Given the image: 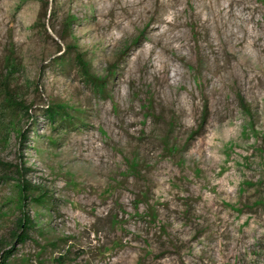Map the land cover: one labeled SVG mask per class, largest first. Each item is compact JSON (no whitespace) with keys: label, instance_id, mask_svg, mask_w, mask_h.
<instances>
[{"label":"rangeland","instance_id":"rangeland-1","mask_svg":"<svg viewBox=\"0 0 264 264\" xmlns=\"http://www.w3.org/2000/svg\"><path fill=\"white\" fill-rule=\"evenodd\" d=\"M10 249L264 264V0H0V263Z\"/></svg>","mask_w":264,"mask_h":264},{"label":"trees","instance_id":"trees-1","mask_svg":"<svg viewBox=\"0 0 264 264\" xmlns=\"http://www.w3.org/2000/svg\"><path fill=\"white\" fill-rule=\"evenodd\" d=\"M77 61H78L79 65L81 66L82 71H83L87 81L89 83H91L93 86H95L98 89L102 90L103 87H102L101 83L88 73L89 67L86 64V62H84V60L81 59L80 56L77 57ZM19 105L22 106V104H19ZM23 108H25V110L28 111L26 106H23ZM57 109L60 110V109H62V107L58 106ZM48 112H49V116H50L51 119H54L56 117V115L59 114V111L54 110L53 108H51V110H49ZM20 189H21V192H22V197L25 200L30 199L33 202H35L37 204H41V205H44L46 203L47 195L45 193H42V194H38V196H35L37 194L36 193L37 188L31 186L29 183L22 182V184L20 186ZM20 226L23 228V232L17 237V239H18V241H21L22 243H25L29 239V236H28L29 235V231L34 229L33 222L31 221L30 218L25 216L24 219L20 221ZM11 252H12V249L7 250V251H5L3 253V255H2L3 260L1 261L0 264H8L7 262L12 257V253Z\"/></svg>","mask_w":264,"mask_h":264}]
</instances>
